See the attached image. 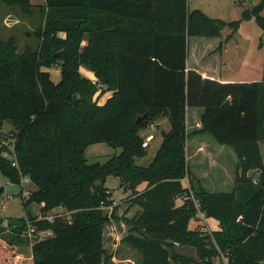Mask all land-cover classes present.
<instances>
[{
  "label": "trees",
  "instance_id": "obj_1",
  "mask_svg": "<svg viewBox=\"0 0 264 264\" xmlns=\"http://www.w3.org/2000/svg\"><path fill=\"white\" fill-rule=\"evenodd\" d=\"M0 2L35 17L31 36L38 39L36 48L19 51L15 36H0V127L6 121L13 126L11 145L1 142L0 170L13 184L26 176L36 185L22 198L25 209L37 203L44 213L60 206L72 212L70 222L34 223L38 234L50 233L31 241L33 258L24 264H112L104 208L114 205L106 179L116 172L141 206L121 242L141 252L143 264H264V66L262 80L249 82H220L187 70L190 37H221L224 20L190 9L189 0ZM263 9L264 0L229 27L237 31L255 18L264 30ZM58 63L61 80L55 82L49 69ZM82 65L96 81L83 75ZM107 90L112 95L101 104ZM188 106L203 108L202 132L235 150L231 191L192 181ZM162 117L170 129L162 132L152 161L137 164L148 155L141 131ZM98 142L122 151L105 163H89L86 148ZM199 212L216 219L219 229L194 228ZM35 218L8 221L13 232L0 235V264H14L15 248ZM3 221L0 216V226ZM176 243L192 246L198 259L179 252Z\"/></svg>",
  "mask_w": 264,
  "mask_h": 264
},
{
  "label": "rangeland",
  "instance_id": "obj_2",
  "mask_svg": "<svg viewBox=\"0 0 264 264\" xmlns=\"http://www.w3.org/2000/svg\"><path fill=\"white\" fill-rule=\"evenodd\" d=\"M190 7H194L196 5L197 8H204L203 10L207 15L215 18H220L226 22L222 33L223 37H227L231 34V27H229V23L235 20H240L242 17V13L245 9L251 7L252 3L255 4L261 2L262 0H190ZM35 4L44 3L45 0H34ZM38 13L36 14V16ZM264 15V10L262 12ZM37 26V21L35 17L31 18L27 15L21 14L19 9L13 10L9 6L0 2V36L3 38H9L11 36H15L17 39L19 51L25 49L27 45H32L33 47H37L38 39L34 36H31V33L34 32ZM233 30V29H232ZM235 34V33H234ZM233 36V34H232ZM233 38V39H232ZM231 41L228 44L229 53L227 54L230 57L234 56V60L237 61L239 59H245L247 54L244 50L247 48H251L253 45L259 43L264 39V30L258 25L255 19H251L249 21H242L237 33L232 37ZM211 37L205 36H191L188 41V49H190V57L189 61L192 63V55L196 45H202L206 42L211 41ZM85 41L82 42L84 44ZM260 53L264 58V48L260 50ZM238 65V64H237ZM81 72L84 75L90 77V69L81 66ZM52 78L55 82H59L61 80V67L60 63L50 68ZM96 81V80H95ZM100 86L98 87L99 90ZM100 91V90H99ZM101 103V102H100ZM13 130V126L10 122H5L2 127H0V141H9L11 145V139L8 137V134ZM154 130L152 127L144 129L141 131L142 136L145 138L149 136H153L151 138L148 148V155L142 158H136V162L139 165H148L156 151L160 138H156L154 141ZM191 134V132H190ZM189 135V134H188ZM0 142V148L3 144ZM8 142V143H9ZM8 143L5 145L7 146ZM263 149V159H264V145L261 146ZM122 149L120 147H113L108 142H98L89 145L86 148V157L89 163H105L111 157L120 154ZM8 154V153H7ZM194 162V161H193ZM190 161L189 167L196 170V161L193 163ZM238 162V161H237ZM228 163L229 169H232V172L237 170V163ZM203 165V164H202ZM206 165H210L206 163ZM234 165V168H233ZM217 165H214L216 168ZM203 166H198L202 168ZM237 172V171H236ZM259 170H252L251 174L257 175ZM106 186L110 189L112 193V198L115 200V203L111 207H106V215L109 217L105 225V246L107 251L112 256H115L112 264H143V254L131 247L128 244L122 243V236L126 235L131 227H132V219L138 214L141 209V206L134 201L135 194L130 189H125V187L121 184V179L116 172V176L114 174L109 175L106 179ZM4 187L5 191L0 200V206L4 203L5 200V208H0V215L5 221L16 220L18 218H29L30 215L37 216L39 213L42 215H46L48 212L44 213L41 211V205L37 203H33L29 206L28 209H25L22 198L27 199L30 196V193L36 189V185L31 181H26V176L22 179L19 185L13 184L9 181V179L2 173L0 170V188ZM144 188V184L138 186V190L142 191ZM211 191H215L214 189L208 188ZM232 189L227 191H231ZM58 212H61L62 209H58ZM68 215H63L62 219L70 222V219L67 218ZM197 221H193L192 226L194 228L198 227L199 229L204 230L208 233H213V231L219 229V223L214 218H206L204 214L198 213ZM20 223H23L22 221ZM12 227L8 224V227H5L1 230L2 235L5 237H12ZM38 232V231H37ZM49 231H42L38 236H47ZM41 234V235H40ZM22 240V245H25L29 248L31 239L26 236ZM176 249L188 256L193 258H197V251L192 246H185L183 244L176 243ZM225 263H227V258L222 257ZM218 263L220 261L218 260Z\"/></svg>",
  "mask_w": 264,
  "mask_h": 264
},
{
  "label": "crops",
  "instance_id": "obj_3",
  "mask_svg": "<svg viewBox=\"0 0 264 264\" xmlns=\"http://www.w3.org/2000/svg\"><path fill=\"white\" fill-rule=\"evenodd\" d=\"M41 1L42 0H40V2ZM32 2L35 4L34 0H32ZM190 2L191 1L189 0V4ZM251 5H255V3L253 2ZM190 6L191 5H189L190 9L197 8L196 5H193V8ZM202 9L205 10L204 8ZM251 19L245 21H249ZM234 33L236 34L237 31H233L231 29L230 35L233 34L232 37H234ZM231 38L228 39V36L223 37L222 33L221 37H211V41L202 45L197 44L192 55V63L189 61L191 53L190 49H188L187 70H197L204 78H210L220 82L261 81L263 78L264 66V58L260 53V50L263 48L260 46L261 41L253 45L251 48L244 50L247 57L245 59H239L236 63L234 56L230 57L227 55L230 52L228 44L233 39ZM90 73V77L85 76L95 81L96 77L93 71H90ZM111 95V91H105L100 96L101 104L105 103ZM202 112L203 108L187 107L186 124L189 135L186 141V156L189 164L191 160L192 162L196 161L197 164L196 170L195 168L194 170L190 168L192 181L196 185H200L205 189L211 188L215 191H227L230 190V188L233 189L235 186L237 170L235 171V169H233L234 172H232V169L226 168L228 167V163L226 162L231 161V163H237L238 158L236 152L231 146L218 143L208 132L201 131L203 127L201 118ZM169 129L170 121L168 117H162L155 122L154 127H152V130H154L153 141L158 137L160 138L157 148L162 142V132ZM261 151L263 155L262 147ZM206 163H209L210 165H206ZM214 165H217L216 168H214ZM198 166L203 167L198 169ZM183 182L186 185L189 184V177H185ZM5 227H8V221L4 220L0 226V235H2L1 230ZM112 257L113 259L115 258V256ZM32 258L33 254L31 243L29 248L25 245V243L23 245L21 243L15 248L14 264H24Z\"/></svg>",
  "mask_w": 264,
  "mask_h": 264
},
{
  "label": "built area",
  "instance_id": "obj_4",
  "mask_svg": "<svg viewBox=\"0 0 264 264\" xmlns=\"http://www.w3.org/2000/svg\"><path fill=\"white\" fill-rule=\"evenodd\" d=\"M99 90L102 91V87L101 86H100ZM150 127H154V124H152ZM151 138H153L152 135L147 137V138H145V141L143 142V146L144 147H148L149 146ZM3 143L6 144L7 142L3 141ZM29 180L30 179L28 177H26V181H29ZM6 202H7V200L4 201V203L2 204V206H0V208H5V203ZM114 204H116L115 200H114ZM58 209H62V211L58 212L59 211ZM64 214L68 215L67 218L71 219L72 212L71 211H67L63 206H60V207H58L56 209L48 211V213L46 215H42V214L39 213L36 216L35 219L28 220V226L26 227L25 234L31 239V241H33L34 238L38 234L37 226L34 224L36 221H39V220H50V221H53L55 218L62 217Z\"/></svg>",
  "mask_w": 264,
  "mask_h": 264
},
{
  "label": "water",
  "instance_id": "obj_5",
  "mask_svg": "<svg viewBox=\"0 0 264 264\" xmlns=\"http://www.w3.org/2000/svg\"><path fill=\"white\" fill-rule=\"evenodd\" d=\"M63 52H60V53H58V55H61ZM147 115L148 114H145L144 116H142V117H139L138 118V122H140V121H142L143 119H145L146 117H147ZM115 176H116V173L114 174ZM1 189V188H0Z\"/></svg>",
  "mask_w": 264,
  "mask_h": 264
}]
</instances>
